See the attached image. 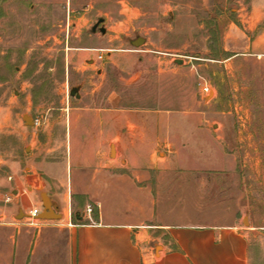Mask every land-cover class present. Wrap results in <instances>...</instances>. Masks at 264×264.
<instances>
[{"label": "rangeland", "instance_id": "1", "mask_svg": "<svg viewBox=\"0 0 264 264\" xmlns=\"http://www.w3.org/2000/svg\"><path fill=\"white\" fill-rule=\"evenodd\" d=\"M97 153L161 180L162 221L240 222L264 264V0H0V264H19L14 223L20 264L62 263L66 234L26 218L41 191L56 228L70 208L136 209L135 186L81 185Z\"/></svg>", "mask_w": 264, "mask_h": 264}, {"label": "crops", "instance_id": "2", "mask_svg": "<svg viewBox=\"0 0 264 264\" xmlns=\"http://www.w3.org/2000/svg\"><path fill=\"white\" fill-rule=\"evenodd\" d=\"M101 157L102 161L81 185L89 191L117 183L135 186L140 191L139 199L135 200L137 207L134 210L98 208L94 215L83 210L76 219L64 214L59 228L50 226L52 219L39 220L42 222L39 225L44 226L39 229V237L56 231L66 234L63 241L49 247L58 254L61 264H248L249 231L243 224L208 220L200 214L193 221H162L157 205L164 197L154 189L161 186V180L159 184L147 183L149 178L139 174L138 181L146 183L137 184L130 175L115 173L118 167H128L129 163L105 161L104 153L98 159ZM26 203L23 201L22 205L27 206ZM73 205L78 210L82 208L78 200H73ZM13 225L10 228L20 264L25 254L24 246L20 247L23 231L20 223ZM29 225L38 226V223ZM153 236H161L158 243L153 241L157 239ZM156 244L162 245L158 254ZM3 258L0 256V262Z\"/></svg>", "mask_w": 264, "mask_h": 264}, {"label": "water", "instance_id": "3", "mask_svg": "<svg viewBox=\"0 0 264 264\" xmlns=\"http://www.w3.org/2000/svg\"><path fill=\"white\" fill-rule=\"evenodd\" d=\"M103 21H104L103 17L99 18V20L92 27V30L96 31L97 26L100 23H102ZM105 30L106 29H105L104 26L100 27V31L101 32H105ZM144 40H145L144 37H140L139 36L136 39L132 40V43L138 45L140 42H143ZM75 90H76V87H73L71 89V94H75ZM24 120L26 122H28V121H31L32 118L28 114H26V115H24ZM113 153H114V144H111V146H110V154H113ZM40 197H41V200H42V210L37 216L39 219H55V218L57 219L59 217H62V214L59 211L58 202L53 197H51L46 191H41ZM21 212H22V210L19 211V213H21ZM243 222L244 223L246 222V218L245 217H244ZM161 247H162L161 244H156L155 245L156 254L159 253V248L161 249Z\"/></svg>", "mask_w": 264, "mask_h": 264}, {"label": "built area", "instance_id": "4", "mask_svg": "<svg viewBox=\"0 0 264 264\" xmlns=\"http://www.w3.org/2000/svg\"><path fill=\"white\" fill-rule=\"evenodd\" d=\"M202 89L204 92H209L210 87L207 84L202 85ZM92 208H88V212H91ZM41 212V206H33L28 210L27 219L29 224H36L40 220L37 216ZM72 211L69 209V216L71 217Z\"/></svg>", "mask_w": 264, "mask_h": 264}, {"label": "flooded vegetation", "instance_id": "5", "mask_svg": "<svg viewBox=\"0 0 264 264\" xmlns=\"http://www.w3.org/2000/svg\"><path fill=\"white\" fill-rule=\"evenodd\" d=\"M100 24H101V23H100ZM98 27H99V29H100V26H99V25L97 26V28H98ZM74 87H76V90H75V96H78L79 88H80V87H79V86H74ZM72 88H73V87H72ZM72 88H71V89H72ZM70 93H71V90H70Z\"/></svg>", "mask_w": 264, "mask_h": 264}, {"label": "bare ground", "instance_id": "6", "mask_svg": "<svg viewBox=\"0 0 264 264\" xmlns=\"http://www.w3.org/2000/svg\"><path fill=\"white\" fill-rule=\"evenodd\" d=\"M114 153H115V146H114Z\"/></svg>", "mask_w": 264, "mask_h": 264}]
</instances>
